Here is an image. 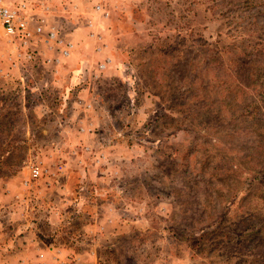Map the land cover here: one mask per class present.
<instances>
[{
  "label": "rangeland",
  "instance_id": "1",
  "mask_svg": "<svg viewBox=\"0 0 264 264\" xmlns=\"http://www.w3.org/2000/svg\"><path fill=\"white\" fill-rule=\"evenodd\" d=\"M26 1H50V13L32 15L75 45L47 66L0 28V68L38 86L27 91L25 78L19 92V74L0 79V195L12 178L15 187L31 180L0 219L12 228L10 212L43 209L41 182L61 181V149L77 145L56 138L64 124L52 121L66 114L61 89L75 82L68 101L88 87L81 95L95 98L109 156L88 165L83 198L98 204L83 211L100 214L113 200L121 212L118 226L100 223L78 244L87 224L67 210L63 238L74 252L59 264H264V0H63L65 10L61 0ZM56 66L61 80L42 86Z\"/></svg>",
  "mask_w": 264,
  "mask_h": 264
},
{
  "label": "crops",
  "instance_id": "2",
  "mask_svg": "<svg viewBox=\"0 0 264 264\" xmlns=\"http://www.w3.org/2000/svg\"><path fill=\"white\" fill-rule=\"evenodd\" d=\"M60 3L63 7L62 9L65 10L70 2L65 4V2L61 0ZM72 6L77 7L74 4ZM33 8V10H41L44 13H50V11H52L50 1H43L42 6H40L39 3L36 6H33ZM43 19L46 22V17ZM62 20L67 23L65 19ZM51 26L53 25L51 24ZM51 26L46 25L47 28H50ZM59 35L61 36V31ZM34 39H41L40 46L42 49L39 54L43 59L42 62L47 66L53 65V63H45L44 59L47 56H53L52 54V56L49 54L51 50H54L57 54L54 55L58 56L59 52L56 46L50 47L52 43L46 42L45 38L42 36H35ZM34 39L30 43L31 46H33L32 42ZM36 42H39V40ZM73 44L75 45L74 41ZM48 68L49 69L46 67V70L43 72L44 74L41 75L43 76V79L40 80V78H38L40 80V82H38L41 83L42 86H47L45 81L48 76H52V83L61 80L63 69L60 66H56L55 69H52L51 67ZM0 70V79H5L12 74L15 78V76L19 74L18 70L16 72H13V70L8 72L4 67H1ZM78 72H80V69L76 71V74H80ZM22 74L23 73H20L19 76ZM76 74L74 75L75 81L80 82L77 80ZM23 75L26 77V72ZM74 77L71 78V82H73L72 80ZM5 80L10 82L8 78ZM30 81H32L31 78L26 77V82L29 83ZM73 83L66 89H61L62 95L60 108L64 109L66 114L61 116V118L54 119L52 122L56 123L59 121V124H64V126H59L57 128L58 135L55 136L56 138L64 141H72V139H74L77 146L72 145L69 148L62 147L63 149H61L60 153L64 156L60 165V176L62 175L61 181L54 183L52 181L46 183L41 182L42 189L40 193L42 194L43 209L40 208L33 212L32 210L34 209L31 208V212L26 210L22 216L16 212H10L11 215L13 214V217L11 218L16 216L14 223H11L12 225L14 224V226H11L12 228L8 225L10 218L3 217L4 219H0V264H59L65 260L68 254L74 252V248L70 246V243L65 241V238H63V234L66 233L63 231L64 228L62 227V224L64 222L65 212H68L67 210L70 208H74L75 210L73 212L75 214L73 221H80L81 223L84 219L86 222L85 224H87V226L82 225L77 232L79 233L77 236L81 239L78 244L95 234L99 229L100 223H106L104 224L105 226H108L107 223H111L112 226L109 224L110 228H115L116 225L118 226L116 219H119L118 212H121V210L116 206L113 200H106V202L103 203L106 207L100 214L99 211L92 209L93 207H90V211H83L86 203L90 205L98 204V201H95V199L86 201L83 198L84 191H86L88 187L87 184L84 183L89 182V179L93 176L92 174L90 175L92 168L88 167V165H93L96 161H99V163L102 162L101 164H106L109 156L107 153L108 149H101V147L104 146L103 141L105 140L107 133L101 131L97 118L94 115L95 98H83L81 93L88 87L78 86L79 98H71L68 101ZM20 84L26 86L25 83L22 84L20 82ZM27 87V91H34L38 86H35L33 82L31 86L27 85ZM8 88L9 90H12L14 86L11 84L8 85ZM20 88L17 89V91L21 92L23 86ZM55 90L57 91V89L54 88V91ZM74 91L75 90L71 93ZM22 102H24V99H22ZM68 109L72 110L68 111ZM25 134L28 135L31 133L26 131ZM88 154H91L92 157ZM101 154L103 155L101 156ZM65 158H67V161ZM95 167L96 165L94 164V168ZM101 171L104 172L103 169ZM101 171L100 173H102ZM74 176L79 177V184L76 183L77 187L75 190L72 188V179ZM17 179L12 178L10 181L5 182L9 191L6 189L8 194L4 193V190L1 192L0 208L4 206L6 207L18 192L24 193L26 191L27 187L23 183V180L19 181L16 187L14 186ZM4 210H6V208ZM30 214L31 216H29ZM5 234L8 235L6 244L5 239L3 238Z\"/></svg>",
  "mask_w": 264,
  "mask_h": 264
},
{
  "label": "built area",
  "instance_id": "3",
  "mask_svg": "<svg viewBox=\"0 0 264 264\" xmlns=\"http://www.w3.org/2000/svg\"><path fill=\"white\" fill-rule=\"evenodd\" d=\"M32 10L33 8L30 7L26 0H0V28L3 29L4 35L8 36L11 41H18V44L22 48H26V57L28 59L37 62L39 60L37 57L39 53L33 50L30 43L35 36H42L46 42L52 43L50 47L56 46L59 51L58 56L45 57V62L60 63L62 57L69 56L74 46L73 41H66L62 38L55 27H50L46 30L45 20L43 18L35 19L32 15ZM33 24L35 25L32 26ZM39 58H41L40 54ZM105 66V62L100 64L101 68ZM19 78L21 83L24 84L26 77L22 74ZM31 172L33 177H39L41 175L40 166L32 164ZM30 183L31 180L27 179L24 181V184L27 186H30Z\"/></svg>",
  "mask_w": 264,
  "mask_h": 264
}]
</instances>
